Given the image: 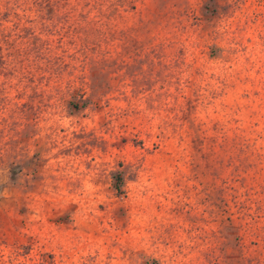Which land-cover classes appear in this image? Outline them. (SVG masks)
<instances>
[{"label": "rangeland", "instance_id": "rangeland-1", "mask_svg": "<svg viewBox=\"0 0 264 264\" xmlns=\"http://www.w3.org/2000/svg\"><path fill=\"white\" fill-rule=\"evenodd\" d=\"M0 264H264V0H0Z\"/></svg>", "mask_w": 264, "mask_h": 264}]
</instances>
